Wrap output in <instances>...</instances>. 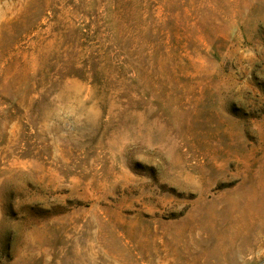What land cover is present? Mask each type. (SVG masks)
Wrapping results in <instances>:
<instances>
[{
    "label": "rangeland",
    "instance_id": "rangeland-1",
    "mask_svg": "<svg viewBox=\"0 0 264 264\" xmlns=\"http://www.w3.org/2000/svg\"><path fill=\"white\" fill-rule=\"evenodd\" d=\"M0 264H264V0H0Z\"/></svg>",
    "mask_w": 264,
    "mask_h": 264
}]
</instances>
